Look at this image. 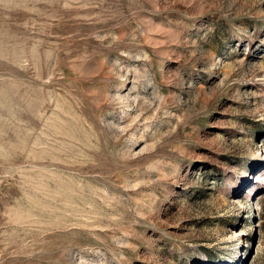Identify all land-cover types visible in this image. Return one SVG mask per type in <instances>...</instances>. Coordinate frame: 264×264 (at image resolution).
<instances>
[{"label": "rangeland", "instance_id": "1", "mask_svg": "<svg viewBox=\"0 0 264 264\" xmlns=\"http://www.w3.org/2000/svg\"><path fill=\"white\" fill-rule=\"evenodd\" d=\"M0 264H264V0H0Z\"/></svg>", "mask_w": 264, "mask_h": 264}]
</instances>
